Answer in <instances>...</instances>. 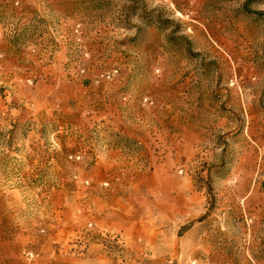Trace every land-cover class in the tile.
Here are the masks:
<instances>
[{
  "label": "rangeland",
  "instance_id": "rangeland-1",
  "mask_svg": "<svg viewBox=\"0 0 264 264\" xmlns=\"http://www.w3.org/2000/svg\"><path fill=\"white\" fill-rule=\"evenodd\" d=\"M89 1L63 27L80 45L63 66L72 88L0 76V264H222L224 250L264 262V0ZM1 30L26 65L28 28ZM128 99L159 113L145 131L167 148L161 167L138 189L96 186L83 148L99 123L122 130ZM171 101L192 137L170 138Z\"/></svg>",
  "mask_w": 264,
  "mask_h": 264
},
{
  "label": "crops",
  "instance_id": "crops-1",
  "mask_svg": "<svg viewBox=\"0 0 264 264\" xmlns=\"http://www.w3.org/2000/svg\"><path fill=\"white\" fill-rule=\"evenodd\" d=\"M18 1V0H17ZM87 0H19L18 6H14L15 0H0V76L15 75L17 72L26 73L28 76L25 79L27 84L35 82L34 90H41L43 85L47 86L48 90L53 89H68L74 86V81L70 78H65L63 73V66L66 62V53H79L80 45L75 41H71L73 36H70L69 31L63 30V27L68 26L74 22L71 14L76 17V12L83 10L89 3ZM86 2V3H85ZM59 25L58 32L53 33L51 28ZM27 27L30 32L28 51V62L26 65H19L18 58L14 57V46L11 42L7 41L8 37L3 34L7 28L12 27ZM56 42L52 47V41ZM74 38V37H73ZM11 39V38H9ZM74 45L71 51H67V43ZM76 42V43H75ZM3 44H6L5 46ZM70 46V45H69ZM4 51V52H3ZM17 60V61H16ZM58 77H55L57 76ZM73 79H75L73 77ZM15 81L7 82L10 84ZM3 80L0 78V85ZM47 84V85H46ZM46 90V89H44ZM102 98L97 97V101H101ZM45 101V100H44ZM43 101V106L44 104ZM125 104V108L122 111V130H108L106 132H100L96 130L99 125H96L95 133L90 134V144L83 149V153L90 156L87 158L89 162L93 159V163L88 172H90V178L96 186L102 184H128L129 186L139 188L140 182L143 181V171L158 169L161 167V159L156 158V154H161L163 149L161 146H157L154 142L159 139L157 132H146L147 127L153 126L154 131L156 126L161 122L159 113L157 111L152 112L153 115H148L144 109L141 108L139 100L128 99ZM36 101L32 100L30 104L31 108L36 107ZM188 106H179L176 102L169 106L168 124L170 127V138H177L182 136L183 138L192 137L191 130H193L192 122L188 117ZM106 124H111V114H106ZM151 117V118H149ZM98 121V120H97ZM92 125H95L92 123ZM103 125V124H101ZM64 128H67L64 127ZM59 132L53 134L56 136ZM62 133L60 135H66ZM35 136L36 139H40L41 143L44 140L51 137L47 132L40 131L37 133L32 132L31 137ZM59 136L57 137L60 139ZM153 144V145H152ZM169 147L168 149H171ZM49 163L42 161L41 170H47ZM83 165L86 166V159L83 158ZM48 177L44 178L45 180ZM152 180V177H149ZM195 229V228H194ZM197 229V228H196ZM229 228L225 229L224 238L227 239ZM203 236L209 240L211 236L210 228L203 227L201 231ZM204 242V241H203ZM209 252V248H207ZM242 250V249H240ZM247 252L239 251L235 254H229L228 250H224L222 253V264H264V262L255 260L251 261L246 258ZM197 263L194 260L192 264Z\"/></svg>",
  "mask_w": 264,
  "mask_h": 264
},
{
  "label": "built area",
  "instance_id": "built-area-1",
  "mask_svg": "<svg viewBox=\"0 0 264 264\" xmlns=\"http://www.w3.org/2000/svg\"><path fill=\"white\" fill-rule=\"evenodd\" d=\"M14 6H18V1H15L14 2ZM79 28H80V26L79 25H76L75 28H74V30H73V33L74 34H78ZM52 47H54V46H52ZM107 78H109V77H107ZM143 101L144 102H147V99H144Z\"/></svg>",
  "mask_w": 264,
  "mask_h": 264
}]
</instances>
